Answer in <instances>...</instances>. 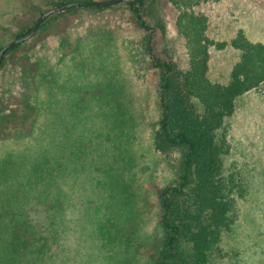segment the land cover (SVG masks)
Returning a JSON list of instances; mask_svg holds the SVG:
<instances>
[{"label": "rangeland", "instance_id": "rangeland-1", "mask_svg": "<svg viewBox=\"0 0 264 264\" xmlns=\"http://www.w3.org/2000/svg\"><path fill=\"white\" fill-rule=\"evenodd\" d=\"M60 1L0 0V46ZM173 1H145L141 11L148 30L138 26L125 1L53 16L26 40V67L33 71L37 57H45L40 72L59 69L51 79L60 82L55 91L61 95L53 116L42 104L29 136L0 137V221L17 224L22 210L38 228L49 219L57 223L64 249L75 247V236L83 244L86 264H152V246L161 237L158 190L176 182L180 156L153 145L160 71L144 49V38L152 36L156 59L184 68L186 41L177 26L184 18L178 15L204 16L206 36L225 42L207 50L206 76L220 83L228 81L239 58L230 44L239 31L251 42L264 43V0H198L191 7ZM61 37L66 51L74 40L87 38L75 58L83 64L80 77L90 89L86 117H75L69 101L82 90L66 80L68 73L73 76L72 63H56ZM45 79L36 77L39 99L46 103L50 82ZM229 125L224 168L237 174L245 191L237 219L221 233L210 264H264V92L238 97Z\"/></svg>", "mask_w": 264, "mask_h": 264}, {"label": "trees", "instance_id": "trees-1", "mask_svg": "<svg viewBox=\"0 0 264 264\" xmlns=\"http://www.w3.org/2000/svg\"><path fill=\"white\" fill-rule=\"evenodd\" d=\"M91 1L56 2L53 6L70 2H77V5L46 16L33 35L44 29L53 16L80 9L101 8L92 5ZM197 2L173 1L186 7ZM144 3L143 0H133L128 1L127 6L138 26L148 30L141 11ZM183 18L184 21L177 22V26L186 41L187 65L184 68L177 69L170 61L156 59L150 34L143 41L144 49L160 71L157 84L160 118L152 132L153 145L161 153L176 150L180 156L176 182L158 190L161 237L152 246V264H210V253L221 233L229 230L237 219L238 199L245 191V185L237 174L224 168V158L230 149L229 120L236 109L238 97L252 90L264 92V43L251 42L239 31L230 41L231 46L238 50L239 58L230 70L228 81L212 82L206 76L207 50L214 44L222 48L225 42H214L206 36L204 16L182 11L178 20ZM32 25L16 34L15 38L27 33ZM86 39L74 40L73 46L66 51L65 39L62 38L58 45L60 51L54 55L58 65L65 64L67 60L72 63L70 69L73 76L68 73L66 80L72 86L78 83L82 86V90L69 97L75 117H86L89 100L87 93L90 89L86 87L85 77H82L83 80L80 77L83 64L75 59L80 55V47ZM25 44L26 40L6 48L0 60V112L6 110L3 116L0 115V137L5 139L29 136L39 119L42 104L50 106L53 116L57 113L61 95L55 91L60 82L51 79V74L59 69L53 72L45 68L40 72L41 65L47 62L45 57H37L32 63L33 71L27 68L26 65L30 64L29 50H25ZM74 59L75 63L72 62ZM40 76L50 82L46 103L38 95L41 82H37L36 77ZM19 219L17 224L0 221V264L87 263L83 244L76 236L75 247L70 250L62 247L57 223L53 224L48 219L47 226L38 228L23 210ZM43 230L47 233L41 234ZM53 244L60 249H52Z\"/></svg>", "mask_w": 264, "mask_h": 264}, {"label": "water", "instance_id": "water-1", "mask_svg": "<svg viewBox=\"0 0 264 264\" xmlns=\"http://www.w3.org/2000/svg\"><path fill=\"white\" fill-rule=\"evenodd\" d=\"M125 1H133V0L91 1L90 3L92 5H95V6H106L108 4H114V3L125 2ZM143 1H149V0H143ZM72 5H77V2H70V3H67V4L60 5V6H52L49 9L43 11L38 16L36 22L32 25L31 29L27 33H25L23 36H20V37H17L15 39L11 40L6 45H4L3 47L0 48V60H1V57H2V54H3L4 50L6 48L29 39L33 35L37 25L40 22H42L46 16H48L49 14H51L53 12H56V11H59V10H64V9H66V8L72 6Z\"/></svg>", "mask_w": 264, "mask_h": 264}]
</instances>
